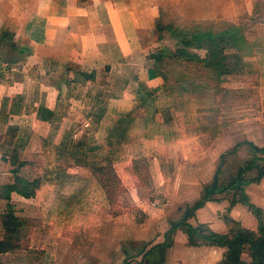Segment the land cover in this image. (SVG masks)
Segmentation results:
<instances>
[{
    "label": "crops",
    "instance_id": "1",
    "mask_svg": "<svg viewBox=\"0 0 264 264\" xmlns=\"http://www.w3.org/2000/svg\"><path fill=\"white\" fill-rule=\"evenodd\" d=\"M248 1L250 6L240 17L244 16L249 24L243 33L252 54L244 62L256 66L257 77H249L247 72V76H237L240 79L236 82L225 79V93L216 86L208 87L204 95L210 104L201 107L197 104L204 93L200 85L185 79L184 69L166 70L151 57L169 58L178 47H150V52L144 46L145 40L158 32L156 25L163 9L160 4H154L155 9L143 24L137 14L130 16L137 5L135 0H0V39L5 32L14 35L11 44L0 41V150L16 145L20 149L21 135L24 141L25 135L29 139L32 134L35 139H30L33 145L29 155L35 152L53 162H75L90 157V145L84 139L89 131L102 134L106 130L100 135V154L107 151L108 161L117 154L134 177L140 176L134 163L141 157L148 162L147 174L153 186H139L137 179V185L129 187L116 173L126 193L155 189L153 193L158 195L152 197L154 206L155 200H161L163 206L177 209L181 208L179 203L171 200L180 199L177 195H184V200H196L203 193L201 187L214 181L215 164L222 156L243 142L264 149V127L256 126L263 118L250 122V117L264 115V0ZM230 16L215 14L209 18L211 22H227L232 21ZM257 17L261 20L254 24ZM247 90L253 92L257 103L240 101L251 95L245 93ZM233 92L239 102L229 106V94ZM184 100L187 106L183 107ZM221 100L224 103L220 104ZM180 112L187 114L192 124L178 119ZM205 124L217 129L213 139L203 137L204 133L199 131ZM187 130L192 133L186 134ZM137 131L147 133L144 142ZM130 137L139 139L131 142ZM96 140L99 143L97 136ZM143 145L147 148H141ZM172 146H176L175 153ZM122 147L130 152L124 159L118 152ZM142 149L149 152L138 156ZM7 154L1 152L0 159H9ZM17 154L10 159L16 160ZM36 160L39 159L28 157L20 162ZM55 170L47 177L53 178L49 183L61 193L62 181L70 175L66 169ZM80 171L71 172L79 184H70L76 185L72 193L74 189L77 192L80 184L82 189L70 198L63 196L57 200L55 210L84 204L81 198L90 190L86 176L89 172ZM154 179L158 186L154 187ZM237 193L245 195L249 204L260 210L264 221L263 178L245 186L243 192L229 190L213 196L212 201L193 214L194 226L205 225L222 235L238 234L242 229L257 232V216L236 197ZM39 194L37 190L36 199ZM173 236L171 248H161L166 242L164 237L159 246L142 250L136 257L142 258L140 263L122 261L130 256V251L119 249L115 255L112 252V261L104 264H222L226 249L210 244L193 246L187 233ZM242 260L251 263L248 254H243Z\"/></svg>",
    "mask_w": 264,
    "mask_h": 264
},
{
    "label": "rangeland",
    "instance_id": "2",
    "mask_svg": "<svg viewBox=\"0 0 264 264\" xmlns=\"http://www.w3.org/2000/svg\"><path fill=\"white\" fill-rule=\"evenodd\" d=\"M135 1L137 3V5H135V11L132 12L133 10L131 11V9L129 8V11L132 12L130 13V16H134L133 13L137 14L138 19L142 21L143 24H145L144 22H146L147 16H149L155 9L154 4H160V7L164 9L165 19H163L162 21L165 23V25L172 24L177 28L180 27V29L186 30H190L196 24H201L204 27H209V25L211 24L209 16L212 17L215 14H217L218 17L231 15L232 18H228L232 21L225 22L222 20H217L219 21L218 23H221L222 25L217 24V22L215 21L214 24H212L215 32H222L221 30L223 29L227 31L233 30V33H231L232 35H229L228 37V42L233 41V46L235 47V49L227 48L225 52L226 55L224 56L227 57V62L230 64L229 69H232V74H230L231 76H226L227 78H223L227 80H234V82H236L240 79V77L237 76H240L241 74L246 75L247 72L249 73V75L251 74L249 77H257L256 66L251 62L243 63V60L248 58L250 54H252V51L248 49L245 43H241V48H239V44H236V42L239 41V37L234 34V32L238 34V32H240L239 30H242L243 32L244 30H248L249 24L247 19L244 18V16H240H242V13H244V11L249 8L248 6H250L249 3L251 1ZM126 11L127 10H125L124 12ZM138 19H136V21ZM260 20V17H257L256 23L254 24L259 23ZM190 23H192L193 25ZM215 24L217 26H215ZM245 37L247 39L246 34ZM6 42L8 41L5 40V43ZM145 42L146 43L144 44V46H148L147 48H149L150 52L152 51L150 47H152V49L154 50L162 49L165 47H169L170 49H175L176 46L178 48L181 47V45H178V40L174 39L169 34H165L164 38L160 39L159 32H156L153 37L147 38ZM156 46L158 49H156ZM237 48H239L240 50H236ZM189 51L194 54H199L201 58L208 57V52L205 48H203L202 50ZM172 53L174 55L175 50ZM184 66L186 72L192 71L193 73L196 68L199 70L200 68H202V77H209L208 79H201L200 77L195 75L197 76L195 77V84H199L201 92H204L202 93V97H200V102L197 103L199 104V106L206 107L209 106L208 104H210V100L204 95L208 87L216 86L225 93L224 83H226V81H222L221 77H215L217 76L216 74L219 73L218 71L215 73L212 70H206V66L200 67L199 65L196 66L194 63H192V65H183V69ZM172 67L176 68L177 65L175 67L174 65L171 66L170 69ZM222 71L223 70H221V72ZM147 89L152 95V90L150 88ZM245 93H247V95H251L248 96V99L247 97L244 98V96L242 100L240 98L241 102H249V105L252 102L257 103V99L254 95H252L253 92L247 90ZM237 96L238 95L236 94V92L229 94V106L237 105V103L239 102ZM185 102L186 100L182 102L184 103V105L182 104L183 107L187 106L185 105ZM220 102V104H222L224 103V100H221ZM258 117L263 118L262 121L264 120V115L258 114L256 116L250 117V122L258 121ZM178 119H181L187 124H192V119L190 120L187 114H183V112H180ZM222 120L223 118H220V123L224 124V121L222 122ZM262 121L260 122L261 124H256L258 128H261V126L264 127V121L263 124ZM199 131L204 133L203 137L213 139L214 133L217 131V129L212 125L205 124L199 128ZM105 132L106 130L102 134H104ZM191 133L192 131H186V134ZM102 134H96L93 130L89 131L84 139H86L85 142L90 145L88 149L90 157L75 162L69 160L57 163L50 161L48 156H38L35 154V152L33 153V155H29L30 153L28 152V150L30 146L33 145L30 142V139H35L32 134H29V139L27 137L28 135H25L24 141H21L23 139V135H21L20 149L17 150L18 147H16V145L14 148H11L12 146L8 147L9 149L7 148L6 151H3V149L2 151L0 150V154L1 152L4 153V155L5 153H8L6 157L10 156V158H12V156L16 153L20 154V159L18 158V154L16 155V164H14L13 159H10L9 157V159L7 160L0 159V185H8L15 182L13 174L14 170L20 172V174L25 178L32 180L37 178L40 183L38 189L40 190V194L38 197L39 199H36L37 194L35 197L30 199L21 196L19 197L16 194L14 195L15 197H11L10 199L5 198L0 200V242L8 238V235L6 234L2 223V220H5V217H7L8 215L18 217L21 227L19 228L20 230L18 234L8 239L9 242L12 243L14 248L8 250L9 252L0 253V264H104L110 263L113 259L112 252L114 251L113 253L115 255V253L119 249H128L130 251V256H125L124 258H122V261L124 260L125 263H140L142 262V258L136 257L142 250H146L148 248L150 249L152 247L154 248V246L163 241L164 237L166 238L165 244H170L171 240H174L173 235L187 233V229L183 225L184 213L186 209L188 207H191L196 201L203 199L204 188L211 185L212 182H209L201 187V189H203V193L200 194V196H198L196 200H194V197L189 198V200H184V195H177L180 199L171 198V200L177 201V203H179L181 207L180 209H177V204L174 206L176 208H171V205L163 206L164 204H161V200H155L154 206L152 197L154 195H158L156 193H153L157 190L150 189L149 191V189H144L141 192L140 190H136L137 192L134 191L132 193H126L122 187L118 186V184L120 183V180L117 176L118 173L119 175H121V177H123V181H125V183L129 187H134V185H137V179L140 180L139 186H145L144 184H146L148 187L153 186V184L150 182L152 178L150 180L151 176L150 174H147V159L141 157L134 163V166L136 167V169L138 168L140 175L142 173H146L147 176H145V178L140 176L134 177L133 173H130L128 171V164H126L125 161L120 162V156H118L117 154L115 155L118 158L114 156V160L108 161L109 155L106 151L103 153V156L106 155L105 159H102L103 156L100 154L103 150L101 146L102 139L100 138V135ZM181 134L184 135L185 133L181 132ZM136 135L140 136V141H143V139H147L148 136L145 131H137ZM96 136L99 139V143L96 140ZM121 138L124 137L121 136ZM130 138L131 142L136 141V139L138 141L139 139H134L132 137ZM130 138L128 140H130ZM38 145L39 144H37V147ZM144 147L146 146L143 145L141 148ZM122 148L124 149L118 150V152L121 153V159H124V155L129 156L130 152H128L125 147ZM141 148L138 147V152H140ZM175 148L176 146H172V153H175ZM142 150L143 151L139 153L138 156L143 155L148 151V149ZM253 155L254 151L251 150L249 145L243 142L241 148L239 147L233 155L231 154L230 156H227L225 162H217L215 164V171H222L220 177L221 182L224 180L225 176L233 174L240 165L244 164L245 161H249V159L253 157ZM69 156L71 157V155ZM28 157L39 160L33 161L32 163L26 162L27 164H25L22 169L19 168L18 162L23 161V159H28ZM259 157L264 159V152L260 153ZM220 167H222V170ZM80 168L83 169L80 171ZM60 169H66L68 175H70V177L67 176L62 181L63 184L60 186L62 187L60 189L61 193L56 191V189L52 187L53 185L49 183L51 182V180H53V178L49 179L47 177L52 171H58ZM75 170H79L83 174H87V172H89V175L86 176H88L87 178L90 182V190L87 189L89 190L88 193L83 195L81 198V200H84V204H81L80 206L77 205L74 208H62L57 211L55 210L58 206L57 200H59L63 196H65L66 198H70L74 196V193H79V190L82 189V186L80 184L76 187L78 189L77 192H75L76 189H74V193H72L71 189L76 186L73 184H79L75 183L79 181H76V178H74V176L72 175ZM104 172L105 175L102 176L101 174H103ZM250 175L252 178L256 177L257 170H254L252 173H250ZM206 179H208V177ZM154 180L156 181V179ZM72 182L73 184H70ZM158 185L159 184L156 181L154 187ZM67 191L69 194L67 193ZM236 197L239 200H241L242 198L240 193H237ZM187 202H190L189 206H184ZM131 216L133 218H131ZM186 223L192 226L196 224V222L192 221V216L189 217ZM232 235L234 234H229L227 236ZM244 254L248 253L246 252ZM245 259H248L247 255L245 256ZM250 259L251 257L249 256V260Z\"/></svg>",
    "mask_w": 264,
    "mask_h": 264
},
{
    "label": "trees",
    "instance_id": "3",
    "mask_svg": "<svg viewBox=\"0 0 264 264\" xmlns=\"http://www.w3.org/2000/svg\"><path fill=\"white\" fill-rule=\"evenodd\" d=\"M78 1L87 2L88 0ZM164 16V9H162V16L158 20L156 25V29L160 34V39L164 38L165 34H169L174 39L178 40V45H181V47L178 48L173 57L163 58L160 56L158 57L156 55H152V59L155 60L158 66H162L166 70H170L171 66L174 65L175 67L177 65L176 69H183V65H192V63H194L196 66L199 65L200 67L206 66V70H212L215 73L218 71L219 73L216 74L217 76H214L221 77L222 81L225 80L224 78L226 76H231L230 74H232V69H229L230 64L227 62V57L224 56L226 55L225 52L227 48L235 49V47L233 46V41L228 42V37L229 35H232L231 33H233V30L227 31L223 29L224 31L221 30L222 32H215L212 27V24H214V22L211 21L209 27H204L201 24H196L190 30L180 29V27L177 28L172 24L165 25V23L162 21L163 19H165ZM217 24L221 23L217 22ZM215 26L217 25L215 24ZM239 31L240 32H238V34L234 32V34L239 37V41L236 42V44H239V48H241V43H245L248 49H250L245 34L243 33V31ZM13 36L14 35H12L11 33L5 32L2 34L0 41H2L3 43L6 40L11 44L13 41ZM203 48H205L208 52L207 58H201L199 54H194L189 51L202 50ZM239 48H237L236 50H238ZM166 61L167 64H165ZM171 69L174 68L172 67ZM201 70L202 68H200V70L196 68L194 70V73L192 71L186 72L184 66V72L182 73L185 76V79L193 83L195 82V77L197 76L201 79L209 78L202 77L203 73H201ZM221 70L223 71L221 72ZM245 144L249 145L251 150L254 151L253 157H251L249 161H245L244 164L240 165L233 174L225 176L222 182L220 178L222 171L220 172L218 170L219 173L217 172L212 184L204 188L203 199L196 201L191 207H188L183 216V225L187 229L190 244H192L193 246L210 244L226 249L222 264H264V221L260 210L249 204L246 196L242 195L241 201L245 204H248L258 218L259 228L257 232L242 229L238 234L227 236L213 232L209 229L208 226L200 225L194 227L186 222L189 217L193 216V214L197 210L204 207L207 202L212 201L213 196L229 190H237L238 192H243L245 186L253 183H258L264 178V159L259 157V154L264 152V149H261L249 142H246ZM241 145L242 144L236 146L233 151L235 152L239 147L241 148ZM233 151L228 153V155H233ZM228 155L222 156L220 163L223 161L225 162ZM16 161L17 159L14 160L13 163L16 164ZM18 163V167L21 169L25 166V164H27L25 162ZM220 168L222 170V167ZM136 170L140 175L138 168ZM254 170H257V176L252 178L250 173H252ZM13 173L15 176V182L8 185H0V200L5 198L10 199L12 197V194L14 193L27 199L35 197L40 184L39 180L37 178L33 180L25 178L20 174V172L16 170H14ZM144 174L145 173H142L140 176ZM118 186L120 187V183L118 184ZM2 223L4 230L8 235V238L0 242V253H6L9 252L8 250L14 248V246L11 242H9L8 239L18 234L20 230L19 228L21 227L19 218L13 215H8L7 217H5V220H2ZM169 247H171V242L170 244H164L161 246V248H163L164 250ZM246 252L252 259L251 263H246L242 260V255Z\"/></svg>",
    "mask_w": 264,
    "mask_h": 264
}]
</instances>
